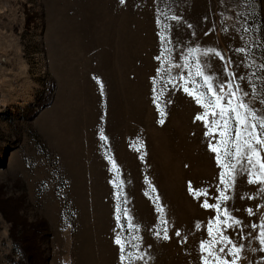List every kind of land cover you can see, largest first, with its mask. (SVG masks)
I'll list each match as a JSON object with an SVG mask.
<instances>
[{"label":"rangeland","instance_id":"374dc122","mask_svg":"<svg viewBox=\"0 0 264 264\" xmlns=\"http://www.w3.org/2000/svg\"><path fill=\"white\" fill-rule=\"evenodd\" d=\"M164 25L172 68L157 76ZM190 48L200 49L217 84L225 66L244 76L246 100L264 107V0H0V264H121L118 232L139 244L127 249L143 255L134 264H201L199 245L211 239L217 214L202 207L205 196L189 193V182L208 189L209 203L223 185L208 147L219 134L206 136L194 119L204 109L178 79L189 70L175 67ZM206 49L224 59L205 57ZM190 79V89L200 87V78ZM262 188L238 170L226 192L221 219L226 207L244 226L222 227L243 246L238 264H264L253 238L264 217ZM157 203L168 240L155 235ZM118 204L138 231L123 214L118 226Z\"/></svg>","mask_w":264,"mask_h":264},{"label":"snow or ice","instance_id":"6c2138e0","mask_svg":"<svg viewBox=\"0 0 264 264\" xmlns=\"http://www.w3.org/2000/svg\"><path fill=\"white\" fill-rule=\"evenodd\" d=\"M124 3V0H121ZM172 20H178L177 16H172ZM158 25L160 21H157ZM168 25H164L161 32L158 34L161 39L162 48L160 56H157V60H161V68L157 70V76L162 74V71L171 72V49L163 47L165 43H170V37H167ZM238 53H245L246 48H237ZM209 53H214L215 56L220 57L221 60L224 57L221 53L216 52L213 49H206L203 55L206 57ZM200 49L190 48L188 49V55L184 57L183 65H176L175 67L188 69V77L180 75L179 81L183 82V90L191 97L195 99L196 104L200 105L204 111L197 114L194 119L204 122L208 131L206 136L215 139V133L218 132L219 139L216 143H213L210 139L208 143L209 149L216 154V161L221 168L219 174L220 184L223 185V190H219V196L216 197L215 203H209L207 197L209 192L207 188L193 189L191 182H189L188 190L191 195L199 198L201 195L205 196L202 203L204 209H214L216 211V217L213 221H209L207 232L210 240L201 241L200 248V261L201 264H238L240 260V254L243 251V246L238 245L233 241L230 235H227L222 230L223 228H237L239 226L240 232L243 231V223L240 219L232 216L229 210L225 207L223 209V219H221L222 205L225 204L230 198L226 195L228 189L234 187L235 178L239 171H243L248 176L249 184H258L264 186V107H254L251 101H247L249 92L245 91L239 81H244V76L237 77L235 71L228 70L225 66L226 79L219 84L216 83L217 77L206 73L204 71V61L199 59ZM163 58V59H162ZM190 58L195 60V63H190ZM164 60H167L169 67L163 68ZM264 69V64L260 66ZM200 78L202 81L199 88H189V83L195 84L197 81L190 78ZM255 75V73H253ZM94 79H96L94 77ZM176 77H170L169 83H173L175 86ZM100 83L99 80H97ZM156 79L153 78V85L156 84ZM248 85L251 87V95L255 98L257 94V87L252 81L248 80ZM264 87V84L261 85ZM103 85L101 84V89ZM201 89H204L201 91ZM153 92H156V88L153 87ZM159 96L154 97V102H157V108L163 117V112L160 104L158 103ZM259 103L264 106V98ZM211 116V119L209 117ZM161 124L164 120L159 121ZM101 141H107V137L104 135L103 130L99 133ZM112 164V168L118 173L116 162L109 157ZM114 185L119 189L120 184ZM264 191V188L261 189ZM155 191V189H153ZM117 200L121 199V194L118 191L116 195ZM252 198V197H249ZM156 201L159 197L155 198ZM259 207V205L257 206ZM157 212L160 213V226L156 229L155 235L157 238L162 236L163 239L168 240V228L167 221L164 219V209L157 203ZM249 215H253L252 209H247ZM121 214L129 221V230L138 231L139 225L131 222V216L126 208L122 209L118 204L116 207V220L119 226L121 220ZM199 227V224H197ZM257 224H251L253 230L257 229ZM238 235L240 233H237ZM179 236V231L176 232ZM249 235H253L249 233ZM258 240L259 251L264 253V217H261L259 222V230L253 237ZM132 239L140 240L139 236H134ZM115 244L119 246V259L121 264H134L135 260H142L143 255L140 253L133 254L127 251L128 247H139V244H131L129 240H125L118 232L115 235ZM256 251V249H252ZM264 259V257H262Z\"/></svg>","mask_w":264,"mask_h":264}]
</instances>
